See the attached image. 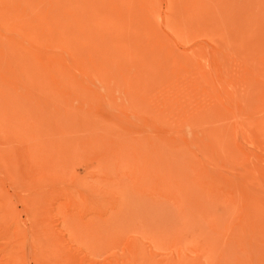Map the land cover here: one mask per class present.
Instances as JSON below:
<instances>
[{"label": "rangeland", "instance_id": "rangeland-1", "mask_svg": "<svg viewBox=\"0 0 264 264\" xmlns=\"http://www.w3.org/2000/svg\"><path fill=\"white\" fill-rule=\"evenodd\" d=\"M116 1L159 73L2 31L0 264H264V0Z\"/></svg>", "mask_w": 264, "mask_h": 264}, {"label": "bare ground", "instance_id": "bare-ground-1", "mask_svg": "<svg viewBox=\"0 0 264 264\" xmlns=\"http://www.w3.org/2000/svg\"><path fill=\"white\" fill-rule=\"evenodd\" d=\"M105 1L110 3V0H0V61L21 65L23 61L32 59V54L21 49L25 43L24 40L19 42L22 38L26 41L31 39V44L40 42L43 38L63 42L74 37H86V40L97 48L94 54H91L95 55L96 60L103 59L105 63L119 61L123 60L121 55L125 56L128 53L126 60L131 59L137 64L144 65L152 73H159L152 64L148 65L144 56L130 57L132 52L129 50H135L136 45L130 40L138 39L137 36L131 38L130 30L139 29L141 26L112 25L108 15H102L105 11L102 4ZM115 2L118 5L116 0ZM126 6V2L122 4V7ZM31 17L38 21L39 27L36 26V29L33 27ZM4 29H7L8 33L9 30L20 33L21 36L19 34L17 36L21 39L18 42H10L2 32H5ZM34 30L41 31V38H36ZM138 31L150 35L152 40H158L153 28H148L144 30L145 32L141 29ZM13 33L12 35H15ZM138 60L143 61L141 63ZM159 61V56L150 59L152 63Z\"/></svg>", "mask_w": 264, "mask_h": 264}]
</instances>
